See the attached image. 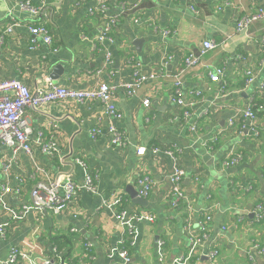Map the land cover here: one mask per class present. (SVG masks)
<instances>
[{
  "label": "crops",
  "instance_id": "0c3cea01",
  "mask_svg": "<svg viewBox=\"0 0 264 264\" xmlns=\"http://www.w3.org/2000/svg\"><path fill=\"white\" fill-rule=\"evenodd\" d=\"M21 1L0 0V34L4 36L0 80L16 78L33 91L44 87L45 79H52L49 73L59 65V85L79 90L101 82L113 86L112 101L121 116H107L98 101L77 103L64 99L58 104L26 109L24 116L32 128V139L37 130H42L45 137L53 133L58 156H47L34 143L32 155L22 151L13 154L0 144V163L11 162L8 177L0 168V192L4 186L11 188L3 197L6 204L14 209L29 204L37 181L63 180L69 175L82 183L83 169L76 159L97 174L98 193L81 190L58 214L30 210L23 219L10 220L6 236H0V264L13 245L41 264L55 255V242L65 238L71 242L63 252L69 249L78 259L77 264H126L118 256H108L109 249L121 245L126 237L114 217L120 208L128 214L153 216L152 222L135 224L133 244L125 241L130 257L127 264H158L157 241L163 242V264L186 254L187 220L195 222L204 210L211 213L206 246L215 241L219 252L216 264H264V255L253 247V242L264 246V220L256 222L253 214L255 205L264 202V18L247 32L235 28L241 14L264 9V0H230L227 6L224 0H124L123 8L116 0H103L108 7L104 14L89 12L95 5L92 0H29L36 5L44 3L46 15L37 17L21 8ZM109 15H118L119 21L112 32L113 42L101 46L96 36ZM39 22L48 27L52 41L49 45L39 41L30 49L28 26ZM9 25L11 30L5 32ZM158 29H169L171 33L162 36ZM136 38L143 39L140 46L132 43ZM204 39H212L218 46L203 57L202 64L181 74L183 94L193 113L190 122L198 124V131L193 133L177 118L182 108L170 100V93L173 76L183 69V57L199 50ZM107 51L112 54L110 64L105 60ZM130 55L144 73L160 71L161 61L167 55L173 58L164 75L144 82L134 95H129L122 84L131 80L132 66L126 62ZM222 63L224 92L219 89L221 83L209 80L203 66ZM247 70L255 77L250 88L244 87ZM194 91H200V95ZM254 96L263 105L257 115L260 133L256 138L246 135V131L240 133L237 118ZM145 98L150 100L148 108L142 104ZM232 117L234 124L230 126L228 119ZM110 123L125 135V147L110 144ZM94 127L102 132L92 138L90 130ZM213 135L218 139L210 143ZM140 147L145 149L143 154L137 153ZM152 148L159 151L153 153ZM167 149L175 151L177 163L185 170L181 189L188 197L190 211L184 203L179 207L170 205L168 174L173 161L165 153ZM233 153L240 155L239 162L222 166V161ZM142 174L154 181L145 206L134 204L125 191L127 185L137 190L136 179ZM118 196L122 197L121 204L112 205ZM237 217L242 221L236 222ZM7 219L8 212L0 209V222ZM73 227L76 231H71ZM85 242L91 243L89 258ZM196 254L200 256L185 264H208L200 250Z\"/></svg>",
  "mask_w": 264,
  "mask_h": 264
},
{
  "label": "built area",
  "instance_id": "2783aa9c",
  "mask_svg": "<svg viewBox=\"0 0 264 264\" xmlns=\"http://www.w3.org/2000/svg\"><path fill=\"white\" fill-rule=\"evenodd\" d=\"M41 1V0H40ZM95 2L93 8L89 9L91 14L101 13L104 14L108 9L106 3L103 0H92ZM120 3L122 8L125 7L124 0H116ZM190 1V0H186ZM230 4V0H224L223 5L227 6ZM44 3L36 5L31 3L29 0H23L20 2L19 6L24 10H27L32 16H41L44 13ZM191 6V5H190ZM132 9V8H127ZM194 12V7L191 6ZM264 18V9L260 8L256 12H248L241 14L236 19V31L240 33L247 32L249 27ZM119 21L118 15H109L106 17L101 29L96 36V42L98 45H103V42L112 43L114 38L112 32ZM11 30V25H9L5 32ZM158 32L162 36L170 35L171 31L169 29H158ZM42 41L46 45H49L52 41V35L45 25V23H37L28 26V47L30 49L35 48L38 42ZM4 42L3 34H0V46ZM262 42L264 44V36L262 37ZM218 45L212 39H204L202 41L201 47L197 51H189L183 58V69L176 75L173 76V83L170 93V100L173 103L179 105L182 110L180 115L177 117L187 124L188 130L190 132L198 131V124L196 122H190L193 113L190 111V103H187L183 94V82L181 74L188 68L196 67L202 64L203 57L209 52L214 50ZM92 47L96 48V44L93 43ZM112 54L110 51L106 52L105 60L106 63H112ZM133 57L128 56L126 62L131 64V80L128 83L122 84L124 91L129 95H134L142 86V84L148 80H153L158 76L165 74V67L167 63L173 58V55H167L161 61L160 71L144 73L141 71V64L132 59ZM205 67V73L209 80L214 83H221L220 91H225V65L224 63L210 66L203 65ZM245 88H250L251 83L254 81L255 77L250 70L245 71ZM115 88L108 84L107 82H101L97 86L79 90L68 88L66 86L59 85L53 82L52 79H45V86L31 90L26 84L22 83L16 78H10L5 80H0V144L4 147H8L10 152L16 154L20 151L27 155H32V143H34L39 150L46 154L47 156L54 158L58 156V144L53 133L48 137H45L42 130H37L34 139H32V128L30 127L28 121L25 118L26 109H38L41 105L46 103L58 104L64 99H70L77 103L98 101L101 103L105 114L112 118H120L121 113L116 110V107L112 101ZM195 95H200V91H194ZM252 97L248 99L246 106L238 113L237 118H239V128L240 133L246 131V135H251L253 137L259 136V129L257 126V115L258 111L263 109V105H257L252 103ZM142 104L145 108L149 107L150 100L145 98L142 100ZM228 124L231 126L234 124V118L228 119ZM109 134L110 144L114 147H125L127 145V139L123 132L119 130L113 123H110L107 127ZM102 131L98 127H94L90 130V135L95 138ZM217 135H213L210 139V143H215L217 141ZM211 148V147H209ZM144 148L140 147L137 149L138 154H143ZM153 153L159 151L158 148H152ZM172 161V169L168 174V180L171 183L170 186V205L173 207H179L183 203L187 206L190 211L188 197L181 189V182L185 176V170L177 162V156L175 151L166 150ZM0 154V158H1ZM240 160V155L238 153H233L229 155L226 159L222 161V166L229 167L236 165ZM83 169L84 180L82 183L74 181L69 175H66L63 180L53 179L48 181H37L35 186L31 189L30 203L22 205L19 209H14L9 207L5 200L4 195L11 191L9 186H4L0 192V209L2 211L8 212V219L0 222V236L5 237L7 232V227L9 221L19 220L26 217L30 210L51 211L54 214H58L61 211L67 209L72 201L76 198L81 190L90 192L91 194H97V174L94 171L88 169L87 164L80 160H75ZM0 168L6 173L8 177L11 168V162L5 161L0 163ZM137 195L139 197H146L154 186V181L152 177L148 174H142L136 179ZM122 202V197L118 196L115 198L111 204L120 205ZM199 216L195 222H191L190 219L187 220L186 229L188 232V249L186 254H181L178 257H174L169 264H185L190 261L194 256L198 257L200 255L196 254L197 250L201 251V254L205 256L208 264H216L218 258L217 245L212 241L209 246H206V241L208 240V224L211 221V213L209 211H200ZM254 220L260 222L264 220V203L259 202L255 205L253 209ZM114 217L123 227L126 237L122 238L120 243L111 247L108 251V256H118L124 263H129L130 257L125 248V241H130L131 244L134 243L136 238V227L135 224L141 221L152 222L153 216L147 213H136L128 214L126 210L120 208L115 212ZM242 218L237 217L236 222H241ZM71 231H76V228H71ZM84 250L90 252L91 243L85 242L83 244ZM253 247L256 251L264 255V246L258 242H253ZM90 255H88V258ZM163 242L157 241L156 245V258L158 264H163L164 259ZM251 261H254L250 257ZM36 264L31 257V255L20 248L19 246L13 245L10 247L9 252L2 264ZM41 264H73L72 261L63 260L57 253L54 257L46 258Z\"/></svg>",
  "mask_w": 264,
  "mask_h": 264
},
{
  "label": "water",
  "instance_id": "95a60500",
  "mask_svg": "<svg viewBox=\"0 0 264 264\" xmlns=\"http://www.w3.org/2000/svg\"><path fill=\"white\" fill-rule=\"evenodd\" d=\"M132 43L135 46H140V44L143 43V39L142 38H136L132 41ZM139 50V48H138ZM63 70V69H62ZM60 72H61V67L55 66L52 71L49 73V77L52 78L53 82L57 83L58 77L60 76ZM62 73V72H61ZM126 193L129 195V197L131 198L132 202L136 205H142L145 206L146 205V199L144 197H139L137 195V190H135L131 185H127V187L125 188Z\"/></svg>",
  "mask_w": 264,
  "mask_h": 264
},
{
  "label": "trees",
  "instance_id": "16d2710c",
  "mask_svg": "<svg viewBox=\"0 0 264 264\" xmlns=\"http://www.w3.org/2000/svg\"><path fill=\"white\" fill-rule=\"evenodd\" d=\"M184 58V57H183ZM184 64V63H183ZM252 103H255L257 105H259L258 103L262 102L260 100H258L255 96L252 98ZM261 104V103H260ZM264 203V202H263ZM70 239L69 238H65L64 240H59L55 242V246H56V251L58 252V254L60 255V257L65 260V261H72L73 264H77L78 263V259L76 257H73V255L71 254V252H69L68 250H64V248H66L69 244H70ZM70 248V247H69ZM86 256L89 255V252L85 251ZM71 256L73 258H71ZM54 257V256H53Z\"/></svg>",
  "mask_w": 264,
  "mask_h": 264
}]
</instances>
